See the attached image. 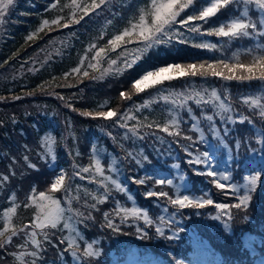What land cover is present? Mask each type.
Masks as SVG:
<instances>
[{"label": "trees", "instance_id": "obj_1", "mask_svg": "<svg viewBox=\"0 0 264 264\" xmlns=\"http://www.w3.org/2000/svg\"><path fill=\"white\" fill-rule=\"evenodd\" d=\"M52 2L53 0H18L9 15L0 41V174L15 173L10 176L9 183L0 189V227L4 223L3 212L11 206L10 197L13 193L19 205L13 223L19 229L28 225L33 216V208L24 207L26 196L31 193L32 188L35 187L37 192L46 190L54 175L53 169H66L71 174L74 163L87 165L91 150L96 146L102 150L101 158L106 166L111 164L113 159L117 160L119 179L128 188L133 200H129L124 193L113 192L114 199L110 197L107 202L98 204V211L88 208L85 201L88 204L95 201L86 196L83 189L87 188L92 192L98 185L79 177L75 178L72 195L77 194L75 185H79L81 199L74 201L73 206L84 213L80 218L82 222L76 226L84 240L95 241V247L101 250V255L94 258L92 264H216L218 260H221L222 264H254L258 257L264 254V183L258 184L246 210H231L233 219L229 221L230 230L224 227L227 217L220 220L213 218L219 214L214 205L203 209L187 208L178 211L164 199L146 197L148 190H157L151 180L146 185L135 184L133 180L155 177L174 179L176 183H181L179 177L183 173L186 175L183 183L187 184V194H207L215 203L234 205L238 200L230 192L225 194V191L216 189L210 182L211 178L194 174L193 167L187 164L190 157L183 147L188 141L181 139L178 144L173 137L155 128H140L143 140L132 136L131 133L128 135L132 138L128 139L125 138L128 130L121 127L120 123H114V120L129 126L137 122L164 123L169 119L171 106L166 105L163 100L157 103L159 97L173 92H190L193 89L208 92L216 90L226 103L230 102L233 109L230 115L237 120L239 116H251L255 125L247 122L226 124L218 115L215 116L218 128L229 129L225 142L233 148L234 164L229 159L228 151L220 146L209 132L207 121L202 120L200 126L204 129L208 142H197L189 150L211 152L214 156L213 163L218 162L216 170L231 171V183L243 184L244 177L249 175L251 170L259 171L264 166L261 154L257 151L254 155L252 151L259 148L255 143V136L264 129V121L243 103L244 98L260 94L261 82L228 81L212 76H184L157 85L148 93L133 95L131 100H122L120 93L129 91L132 82L147 70L168 64L212 62L218 58H231L233 52L254 48L257 43L264 44V38L226 41V38L214 35L189 32L187 26L177 24L175 28L182 34L179 38L174 36L171 43L147 50L130 68L121 72L109 71L101 76V72L109 68V59L117 60V65L113 67L122 68L126 58L135 57L133 50L138 45H126V55H121L124 48L110 51L102 60L100 69L95 70L87 66L93 53H88V59L82 66L80 64L89 44L93 41L98 46L106 44L114 32L125 26L127 18L144 4L145 0H113V10L120 9L123 19L119 16L113 19L105 12L100 16L93 14L91 18L85 17L80 24L70 23L66 28L50 24L40 31L43 20L51 22L57 16H64L66 19L61 23L68 22L69 9L65 8L63 12L52 9ZM67 2L68 0H60L61 5ZM239 11L232 6L223 9L216 17L203 24L201 33L219 27L234 15H239ZM191 12L192 9H188L186 13H182V17ZM250 15L253 20H258L260 14L253 6ZM109 19H112V24L107 23ZM194 23L202 24L200 21ZM101 31L106 33L103 40L98 39ZM29 36H32V39L29 40ZM181 40L185 42L182 43ZM203 42L216 44L218 50L193 46ZM241 59L246 62L248 57L242 55ZM77 67H80L81 71L73 72ZM84 71H88L89 75L84 76ZM145 101L152 103L140 107ZM192 106L195 115L200 116L202 110L194 103ZM109 109H115L121 115L105 120L81 114L85 111ZM203 111L207 114L214 112L211 108H205ZM125 113L130 117L135 116L136 119L123 120ZM179 115L182 117L183 131L193 135L198 141L200 134L190 130L192 119L186 111H181ZM47 134L56 137L55 162L50 159L46 162L41 158V141ZM157 137H163L164 142ZM236 141H240L238 153L234 147ZM127 152H132L141 160L143 166L131 157L125 159ZM26 155L37 165L38 170L27 167L23 159ZM143 156H147L148 160L144 161ZM176 163L181 166L179 170L173 167ZM195 167L203 170L202 166ZM163 190L170 193L172 191L167 187ZM55 196L62 199L64 193L57 192ZM115 201L126 207H132L134 202L137 207L146 209L153 219L176 213L173 225V229L177 230L176 238H165L173 235V231L167 228L165 237L158 236L154 227L148 228L143 221L129 220L121 223L120 218L112 213L116 206ZM164 208L168 209L167 213ZM105 212L111 214L114 223L119 226V231L107 227ZM89 213L93 219L86 218ZM137 225L148 233L147 237L140 238ZM179 228L184 231H178ZM48 231L51 243L43 242V237L39 236L44 251L41 258L36 260V264H77L70 252L64 251L67 245L59 244L62 237L69 235L68 231ZM22 234L24 233L12 237L11 243L0 247V264H19L16 255L24 251V248L20 247ZM245 234L254 237V248L257 251L254 256H251L241 240ZM24 259L26 264H31L33 257L29 255Z\"/></svg>", "mask_w": 264, "mask_h": 264}, {"label": "snow or ice", "instance_id": "obj_2", "mask_svg": "<svg viewBox=\"0 0 264 264\" xmlns=\"http://www.w3.org/2000/svg\"><path fill=\"white\" fill-rule=\"evenodd\" d=\"M17 5V0H0V25H3L11 11ZM230 6L239 11V15H234L230 20L221 24L219 27L206 30L205 33H201L203 24L208 23L209 19L216 17L223 9H229ZM254 6L259 11V19L253 20L250 15L251 8ZM50 7L52 9L63 12L65 8L69 9V17L67 23H61L65 20L64 16H57L51 22L49 20H43L42 26L39 29L43 31L45 27L49 25H56L58 27H68L69 24H80L85 17L91 18L93 14L100 16L107 12L113 19L119 16L123 19V15L120 9L113 10L115 5L113 0H68L64 5L60 4V0H53ZM188 9H192L190 14H186L182 17V13H186ZM255 15V13H253ZM200 21L202 24H195L194 22ZM112 19L107 21L108 24H112ZM180 24L188 27V31L198 34L214 35L221 38H226V41L239 40L242 38H264V0H145V3L139 6L136 11L127 18L126 24L122 29L117 30L111 35V38L107 40L106 44L98 46L95 41L89 44L88 49L81 58V66L84 61L88 59V53H93L91 61L88 63V68L99 70L102 60L108 55V53L116 51L118 48H124V52L121 55H126L128 49L126 45L137 44L138 46L133 50L136 55L133 59H125L123 61V67H113L117 65V60L109 59V68L104 69L101 72V76L109 71L121 72L123 69L130 68L132 64L141 58V55L147 50L160 45H166L171 43L173 37L179 38L181 33L175 28V25ZM105 32L101 31L98 39L103 40ZM28 39H32L29 36ZM180 42H185L181 40ZM197 48L208 49L212 51L218 50L216 44L203 42L193 45ZM248 57L247 61H242L241 56ZM92 61H95L93 63ZM80 67L73 69V72L79 73ZM84 76H88V71H84ZM190 76V77H222L225 80L232 81H248L253 80L261 82L262 88L259 95L249 96L243 99V103L252 109L254 115H258L262 121H264V44L257 43L254 48H247L243 52H233L231 58H218L212 62L204 61L200 63H188V64H168L160 67H156L145 71L142 75L134 80L131 84L129 91L121 92L120 97L122 100H131L133 95H139L146 89L162 85L165 81H171L175 78ZM19 99V97H16ZM163 100L166 105H170L169 119L164 123L151 122L144 124L137 122L129 126L127 123H121L119 120H114V123H120V126L126 128L128 132L125 134V138L131 139L135 136L141 140L144 136L140 134V128L157 129L160 132L166 133L168 136L173 137L176 143H180L183 139L188 141L187 145H184V151L190 157L187 160V164L193 167V172L197 176H206L211 178V183L216 189L225 191V194L229 192L234 195L238 202L234 205L227 203H215L213 199L207 194L204 196H195L186 193L187 184L183 183L186 180V175L181 174L179 179L181 183H176L174 179L168 178H155L144 177L134 179L133 182L138 185H146L151 180L156 186L157 190H148L145 195L148 198L164 199L168 204L178 211L193 208L203 209L207 206L214 205L219 210V214L214 216V219L220 220L222 217H227L224 221V227L226 230H230L231 225L229 221L233 219L231 210L233 208L237 210H246L252 200V194L256 191L259 183H264V166L259 171L251 170L250 174L244 177V183H231L233 176L231 171H217L218 162L213 163L214 156L209 151H199L195 149L190 151V148L197 143H207V137L204 133V129L200 124L203 121H207V127L209 132L215 137L219 145L228 151L229 159L234 164L235 158L232 156L233 148L225 142L229 129L227 127L220 129L216 126L215 116H219L221 121L226 124L231 122L233 124L239 122L241 124L247 122L255 125V121L251 116H239L238 120L234 118L230 113L233 111L230 102L226 103L225 99L216 91L207 90L197 91L193 89L190 92H173L166 96L159 97L157 103ZM152 101H145L144 105L140 107H146L150 105ZM195 104L197 108H200V116H196L192 104ZM205 108H211L214 110L213 114H207L203 111ZM181 111H186L193 123L190 126V130L198 132V141L194 139L193 135L186 134L181 125L182 117L179 115ZM84 116L92 117L93 119L102 118L105 120L114 119L121 114L115 109H109L107 111H85L81 113ZM129 119L135 120V116H128L123 114V120ZM131 133L132 136H129ZM223 133V134H222ZM155 133H153L154 135ZM111 135V133H109ZM161 142L163 137H157ZM43 151L41 158L47 162L49 159L53 162L56 160L55 146L57 144L56 137L47 134L42 138ZM255 143L259 146L257 149H252L255 155L257 151L264 159V129H261L255 136ZM235 150L238 153L240 148V141L235 142ZM102 150L93 146L91 155L89 156V163L87 165H79L74 163L72 166V172L66 169L54 171V175L50 180V183L46 190L37 192L33 187L31 193L26 196L24 207L33 208V216L30 219L28 225H24L21 228L15 227L13 223V217L17 213L19 205L16 203V195L12 194L11 206H9L3 212V226L0 227V247H3L5 243H11L12 237L20 235L22 232L26 236L25 245H21V248H25L27 244L34 246L31 252L23 251L17 255L19 264H26L25 256H32L33 260L31 264H36V260L41 258V253L44 251L43 242L51 243L50 233L48 230L57 229L60 231L67 230L69 235L62 237L59 244H66L64 249L66 252H70L73 259L77 264H92L94 258L101 255V250L95 247L96 242H88L84 240V237L79 232L76 225L81 223V217L84 213L79 208L73 206L74 201H80L81 196L80 186L75 185L76 195H72L74 189V180L79 177L81 180H88L89 183L98 185L95 191L90 192L87 188L83 189L86 196L91 197L95 203L88 204L85 201V206L94 210L98 204H103L112 197V193H124L129 200H133V197L128 192V188L119 179L120 169L117 167V160L113 159L111 164L107 166L103 163L101 158ZM79 155V153H77ZM131 157L137 164L143 166L140 159H137L132 152H127L125 159ZM27 167L37 169V165L32 163L29 157L26 155L23 157ZM144 161L148 160L147 156H143ZM15 163V161H14ZM195 166H202L203 170H199ZM174 168L180 169V164L173 165ZM38 170V169H37ZM87 174V175H85ZM10 174H0V189H3L10 181ZM165 187L171 189L170 191L163 190ZM102 190V191H101ZM63 192L62 199H58L55 193ZM99 193V194H97ZM116 206L112 209V213L120 218L121 223H126L131 220L133 222L143 221L144 225L148 228H153L158 236L165 237V229L173 231L172 236L165 238H176L177 230L173 229L175 223L176 213H172L169 216H159L153 219L149 212L141 207H137L133 202L132 207H126L120 204L119 201H115ZM164 212L167 213L168 209L164 208ZM104 217L107 227L112 228L114 231H119V226L116 225L111 218V214L105 212ZM87 219H93L91 214L86 217ZM247 219V216H245ZM31 229V231H29ZM178 231H184L183 228H179ZM137 232L140 233V238L143 239L148 236V233L144 231L139 225H137ZM10 233V235H6ZM38 236L43 237V242L38 239ZM82 242V243H81ZM63 255V252L61 253Z\"/></svg>", "mask_w": 264, "mask_h": 264}, {"label": "rangeland", "instance_id": "obj_3", "mask_svg": "<svg viewBox=\"0 0 264 264\" xmlns=\"http://www.w3.org/2000/svg\"><path fill=\"white\" fill-rule=\"evenodd\" d=\"M17 1H18V0H17ZM11 12H12V11H11ZM11 12H10V13H11ZM10 13H9V15H10ZM8 18H9V16H8ZM8 18H7L6 22H5L3 25H0V41H1V38H2V34H3V32L5 31V29H6V26H5V25H6L7 21H8ZM179 78H181V77H179ZM179 78H175V79H179ZM175 79H173V80H175ZM171 81H172V80H171ZM165 82H166V81H165ZM151 89H152V88H150V89H146L143 93H148ZM143 93H140V94H143ZM76 227H77V226H76ZM38 239H40L39 236H38ZM253 239H254V237L249 236L248 234H245V235L241 238V240L243 241V243H244L246 249L249 250V252L251 253V256H254L255 254H257V251H256V249L254 248V242H253ZM20 240L22 241V245H25V242H26V236H25V234H22V235H21V239H20ZM263 242H264V241H263ZM259 244H262V242H259ZM33 249H34V246L31 245V244L29 243V244H27V245L25 246L24 251L31 252ZM22 252H23V251H22ZM19 253H21V252H18V254H19ZM18 254H17V255H18ZM17 255H16V256H17ZM216 264H222V261H221V260H218V262H217ZM254 264H264V254H263V256L258 257V260H257Z\"/></svg>", "mask_w": 264, "mask_h": 264}]
</instances>
